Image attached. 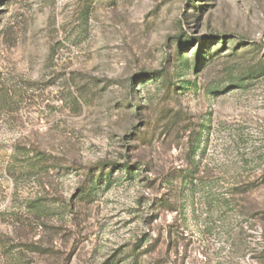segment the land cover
Returning a JSON list of instances; mask_svg holds the SVG:
<instances>
[{
  "label": "rangeland",
  "instance_id": "rangeland-1",
  "mask_svg": "<svg viewBox=\"0 0 264 264\" xmlns=\"http://www.w3.org/2000/svg\"><path fill=\"white\" fill-rule=\"evenodd\" d=\"M0 264H264V0H0Z\"/></svg>",
  "mask_w": 264,
  "mask_h": 264
},
{
  "label": "trees",
  "instance_id": "trees-1",
  "mask_svg": "<svg viewBox=\"0 0 264 264\" xmlns=\"http://www.w3.org/2000/svg\"><path fill=\"white\" fill-rule=\"evenodd\" d=\"M123 169H125V170H127V171H130L129 169V166L127 165V164H125L124 166H123Z\"/></svg>",
  "mask_w": 264,
  "mask_h": 264
}]
</instances>
